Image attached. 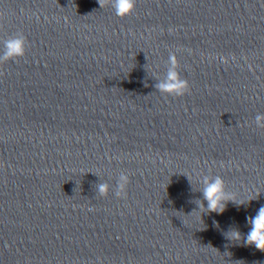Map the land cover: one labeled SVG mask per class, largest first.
<instances>
[{
	"label": "clouds",
	"instance_id": "1",
	"mask_svg": "<svg viewBox=\"0 0 264 264\" xmlns=\"http://www.w3.org/2000/svg\"><path fill=\"white\" fill-rule=\"evenodd\" d=\"M98 3L101 8L111 7L114 9L115 15L121 18L131 15L136 7V0H98ZM26 45L27 38L22 33L4 40V51L0 53V65L24 57ZM168 64L167 77L163 82L158 83L156 88L163 94L174 97L183 96L188 92L189 84L186 79L181 78L177 71L179 64L175 53H169ZM254 122L258 128L264 129V114H257ZM129 182V176L121 172L117 182L116 197L126 198ZM202 183L203 200L195 202L198 210L209 213H222L229 201L236 203V194L229 193L226 190L225 181L221 176L204 175ZM98 191L101 196H106L109 191V185L106 183L98 185ZM204 201L207 202L206 208ZM240 204L245 203L241 202ZM247 222L250 225V231L247 233L246 238L242 237L238 229H230L226 233L227 238L231 241L243 239L247 246L254 245L257 250L264 252V205L259 207L254 217H248Z\"/></svg>",
	"mask_w": 264,
	"mask_h": 264
}]
</instances>
